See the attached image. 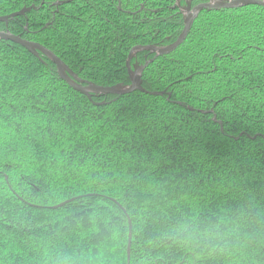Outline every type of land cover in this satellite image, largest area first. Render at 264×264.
I'll return each instance as SVG.
<instances>
[{"label":"trees","instance_id":"obj_1","mask_svg":"<svg viewBox=\"0 0 264 264\" xmlns=\"http://www.w3.org/2000/svg\"><path fill=\"white\" fill-rule=\"evenodd\" d=\"M67 1L0 0L30 8L0 30L86 84L184 27L181 0ZM151 59L89 99L0 39V264H264V7L202 10Z\"/></svg>","mask_w":264,"mask_h":264},{"label":"water","instance_id":"obj_2","mask_svg":"<svg viewBox=\"0 0 264 264\" xmlns=\"http://www.w3.org/2000/svg\"><path fill=\"white\" fill-rule=\"evenodd\" d=\"M71 1L74 0H68L67 2H71ZM209 1L210 2L199 4L193 8L191 7V1L189 0L187 2L186 6L183 8V10L186 11V15L184 16V27L178 38L173 43L165 47L138 46L131 50L126 63L127 71L130 79V85L128 86L116 85L112 87H102L92 83L86 84L82 80L78 79L75 76V74L57 56H55L51 51L47 50L45 47L37 43L23 39L21 36L12 35L7 30L6 31L0 30V39L18 44L24 47L27 51H29L35 56L38 55V52L43 53L54 63L59 77L64 81H66L75 90L87 96L89 99H91L92 95H97V94L119 96V95L132 93L135 91H143L141 87L142 72L148 66V64L153 60L151 59L149 61H146L144 65H136L133 66L132 68L130 64L132 57L139 51H148L150 53L155 54V57H157L159 55L169 54L172 51L176 50L185 41L195 19L202 10L205 9L210 10V9H218V8H237L244 5H259L264 7V0H231V1L218 0L216 2L212 0ZM62 3L63 2H60V4ZM29 10L30 8L21 10L19 12L10 14L8 16H2L0 17V23L7 25L10 19H13L14 17L22 16L25 13H27ZM157 94L160 93H154V95Z\"/></svg>","mask_w":264,"mask_h":264},{"label":"flooded vegetation","instance_id":"obj_3","mask_svg":"<svg viewBox=\"0 0 264 264\" xmlns=\"http://www.w3.org/2000/svg\"><path fill=\"white\" fill-rule=\"evenodd\" d=\"M179 1H180V0H179ZM181 1L184 2V6L181 7V11L183 12V14H184V16H185V15H186V11L183 10V8L186 6V4H187V2H188L189 0H181ZM190 1H191V7H192V8L195 7V6H197V5H199V4L209 2V0H199V2H197L196 4H194V3H193V0H190Z\"/></svg>","mask_w":264,"mask_h":264},{"label":"built area","instance_id":"obj_4","mask_svg":"<svg viewBox=\"0 0 264 264\" xmlns=\"http://www.w3.org/2000/svg\"><path fill=\"white\" fill-rule=\"evenodd\" d=\"M212 1H215V2H216V1H218V0H212Z\"/></svg>","mask_w":264,"mask_h":264},{"label":"rangeland","instance_id":"obj_5","mask_svg":"<svg viewBox=\"0 0 264 264\" xmlns=\"http://www.w3.org/2000/svg\"><path fill=\"white\" fill-rule=\"evenodd\" d=\"M207 3V2H206Z\"/></svg>","mask_w":264,"mask_h":264}]
</instances>
